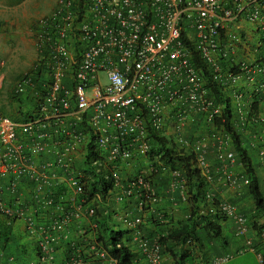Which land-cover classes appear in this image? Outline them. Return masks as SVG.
<instances>
[{"label": "built area", "instance_id": "built-area-1", "mask_svg": "<svg viewBox=\"0 0 264 264\" xmlns=\"http://www.w3.org/2000/svg\"><path fill=\"white\" fill-rule=\"evenodd\" d=\"M245 23L253 36L247 35ZM33 39V62L12 90L16 96L29 95L32 102L21 112L22 122L3 112L5 61L0 59V177L9 178L11 192L21 178L29 180L34 201L53 206L57 215L37 228L35 217L23 209L24 200L17 196L14 206L7 203L1 186L0 214L7 221L24 218L31 235L40 229L39 259L52 264L53 231L80 213L96 214L100 193L86 185L107 171L112 180L107 197L117 203L132 199L139 211L136 216L127 210L119 214L129 230L131 250L146 264H168L161 235L142 231V214L160 200L155 176L169 175L171 187L177 188L184 187L186 179L179 168L164 163L161 154L149 156L153 137L163 138L178 155H192L196 168L211 180L207 142L186 135V129L195 118L215 125L221 116L223 105L207 78L224 91L244 73H259L264 83V0H57L36 21ZM231 95L238 101L244 97L238 88ZM228 142L224 134L215 139L214 152L221 162L233 159L225 149ZM41 155L49 158L39 163ZM134 155L144 158L143 165L125 175L123 167ZM227 180L237 183L230 174ZM67 196L71 207L62 201ZM180 196L188 200L187 192ZM205 198L215 199L209 193ZM217 206L233 220L235 235H246L247 218L227 200L218 199ZM159 217L166 220L164 214ZM259 235L264 237V230ZM245 243L254 250L250 238ZM185 247L196 245L188 239ZM91 249L101 259L115 261L95 241ZM80 256L74 248L72 261L78 263ZM1 257L0 264H11ZM230 258L223 254L214 264Z\"/></svg>", "mask_w": 264, "mask_h": 264}, {"label": "crops", "instance_id": "crops-1", "mask_svg": "<svg viewBox=\"0 0 264 264\" xmlns=\"http://www.w3.org/2000/svg\"><path fill=\"white\" fill-rule=\"evenodd\" d=\"M17 0H0V53L15 50V36L17 30L13 29L12 25L17 19L8 13V10L13 6H17ZM57 0L47 4V8L55 6ZM244 28L251 36L250 25L244 24ZM253 36V35H252ZM6 67L4 68V72ZM7 75V72H5ZM252 73H244L236 84L229 86L226 94L230 99L231 106V122L235 132L239 135L242 146L246 149L250 156L255 173L258 179L259 188L264 194V155L260 151H264V83L261 74L251 76ZM252 77V78H251ZM16 81V80H15ZM240 89L244 93L242 100H235L231 93L234 89ZM1 106L6 115L16 122L24 121V116L21 112L25 111L30 105L29 98L22 96L20 102L12 99H2ZM29 97V96H28ZM21 103V104H20ZM204 119L199 117L190 121L186 135L199 136L206 138L207 153L206 158L209 165L211 180H209L206 193L211 194L214 198L227 200L234 205L237 211L242 213L248 220L249 229L246 235L237 236L234 232L233 220L227 217H220L217 223L221 227V234L208 238L210 247L208 248L205 239L202 246L191 247V256L189 264H214V260L230 251L243 252L252 251L255 255L257 264H264V237H261V229H257L262 221V214L255 208L254 199L248 191V176L242 166L235 150L229 133L222 128L223 133L230 140L226 146V151L233 154L232 160L221 162L217 159L214 152V135L211 133L210 125L205 127ZM212 128H217L216 126ZM49 157L41 155L37 162H45ZM144 158L134 155L127 165L123 167L125 175L133 174L140 166L143 165ZM57 173H60L56 170ZM227 174L232 175L237 179V183L233 185L228 182ZM9 178L0 177V186L3 187L2 198L9 204L15 205L14 200L20 196L24 200V210L27 215H32L36 219V227L40 225L46 227L52 217L57 213L53 206H42L41 203L34 201L30 181L26 178H21L18 181L16 192L8 190ZM171 178L169 175H157L154 177V183L160 195V200L157 204L146 209L143 216L142 231L149 236L166 235L170 229L176 226L180 221L186 220L191 211L189 200H184L180 193L187 192V185L184 187H171ZM32 185V184H31ZM31 191V193H30ZM183 191V192H181ZM70 197H64L62 201L66 202V207H71L72 202ZM106 202L102 200L96 201V212L109 213L111 218L116 219L117 223H121L119 214L123 211H128L130 216H136L139 211L134 207L132 199H125L124 202L117 203L112 197H108ZM59 200V199H56ZM210 209V208H209ZM165 215L164 223L160 220V215ZM94 217H88L84 213H80L78 217H72L66 225L56 231H53L54 240L52 242L54 248L52 264H116V261L101 259L96 256L95 251L91 249V244L94 241ZM162 223V224H161ZM40 229L36 233L29 234L26 228L24 218H17L12 221L0 214V254L3 262L10 260L11 264H47L39 259L37 240L41 237ZM250 238L254 250L246 247L245 240ZM130 247V242L127 243ZM70 246L76 247L80 252L79 262L75 263L71 259L72 250ZM186 249V247H185ZM173 254L180 253L179 247H172ZM136 253V252H135ZM173 254L167 251L165 253L168 264H177ZM262 257V258H261ZM136 264H146L140 253L134 255ZM262 260V261H261ZM229 261H223L217 264H224Z\"/></svg>", "mask_w": 264, "mask_h": 264}, {"label": "trees", "instance_id": "trees-1", "mask_svg": "<svg viewBox=\"0 0 264 264\" xmlns=\"http://www.w3.org/2000/svg\"><path fill=\"white\" fill-rule=\"evenodd\" d=\"M194 60L195 63L202 68L205 76L208 77L204 64L199 60L197 55L194 56ZM233 71L236 72L237 70L234 69ZM207 82L216 101L223 105L221 116L215 119L214 124L217 128H222L227 131L231 137L234 150L248 176V191L254 199L256 210L262 214L263 221L259 226H256V228L264 230V194L259 188L252 160L246 149L242 146L239 135L232 127L230 99L226 91H224L220 85L212 82L209 78H207ZM12 90L13 99L19 103L21 96L14 95ZM24 96L28 98L29 95ZM30 104H32L31 101ZM153 138L155 147L150 150L149 156L152 154H161L164 163L169 164L170 167H177L183 172L188 189V200L191 204V211L188 218L180 221L176 226L171 228L166 235L160 236L162 250L164 253L169 251V253L173 254L172 247H179L180 253L173 254L176 263L189 264V260L187 259L190 258L191 252L185 249L187 240L191 239L196 246H202L203 239L220 235L221 227L217 223V220L224 216L218 211L217 198L212 201H208L205 198L208 181L196 168L193 156L188 154H184L183 156L178 155L166 146V141L163 138ZM90 156L91 153L89 152L87 158ZM111 187L112 180L107 171L99 174L93 183H87L86 185L88 190L98 191L101 196L100 199L103 202L108 200L107 192ZM203 208L206 210L204 213L201 212ZM104 211H97L94 215V241L107 252L109 257L116 261V264H133L135 253H133L127 244L129 240V230L120 223H117L116 219L111 218V212L115 211L112 209H108L109 213H104ZM74 248L76 247H69L72 251Z\"/></svg>", "mask_w": 264, "mask_h": 264}, {"label": "rangeland", "instance_id": "rangeland-1", "mask_svg": "<svg viewBox=\"0 0 264 264\" xmlns=\"http://www.w3.org/2000/svg\"><path fill=\"white\" fill-rule=\"evenodd\" d=\"M17 6H13L8 10L9 14H12L17 20L14 21L12 27L17 30L15 36V50L0 53V59H4L7 75L5 73L4 88L2 92V99L12 100L11 90L15 80H17L20 74L29 68L32 64L35 49H34V30L36 21L49 13L53 7L47 8L48 3H52L54 0H17ZM207 124L204 123V127ZM210 125L211 133L214 135V139L223 136V130L219 128H212L215 125ZM202 138V137H200ZM206 139V138H204ZM230 143V142H228ZM188 195V194H187ZM205 242L210 247L208 238ZM228 254L231 258L227 261V264H257L255 255L252 251L235 252L230 251ZM226 264V263H224Z\"/></svg>", "mask_w": 264, "mask_h": 264}]
</instances>
